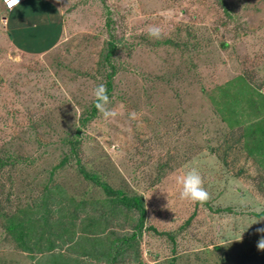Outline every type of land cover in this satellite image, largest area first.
Listing matches in <instances>:
<instances>
[{"label": "rangeland", "instance_id": "obj_1", "mask_svg": "<svg viewBox=\"0 0 264 264\" xmlns=\"http://www.w3.org/2000/svg\"><path fill=\"white\" fill-rule=\"evenodd\" d=\"M56 1L0 44V264H264V0Z\"/></svg>", "mask_w": 264, "mask_h": 264}, {"label": "crops", "instance_id": "obj_2", "mask_svg": "<svg viewBox=\"0 0 264 264\" xmlns=\"http://www.w3.org/2000/svg\"><path fill=\"white\" fill-rule=\"evenodd\" d=\"M62 14L56 0H23L9 13H4L0 8V44L4 43L8 47L10 41L5 38V34L7 36L10 33L14 41L18 42V47L25 52L30 51L28 55L43 54L46 52L45 45L57 38L58 20H61ZM2 18L4 22L1 24ZM37 37L39 41L35 40Z\"/></svg>", "mask_w": 264, "mask_h": 264}, {"label": "trees", "instance_id": "obj_3", "mask_svg": "<svg viewBox=\"0 0 264 264\" xmlns=\"http://www.w3.org/2000/svg\"><path fill=\"white\" fill-rule=\"evenodd\" d=\"M111 49H112V46L109 45V52H111ZM260 104H262V102ZM253 108L255 110H258V111L262 110V111H260L253 119L245 123L244 129H245V137H247L246 139H250L252 135L257 132L264 134V109L259 104L253 105ZM101 186H102L101 188H102L104 195L111 197V194L115 193L109 187L105 185H101ZM115 194L117 195L116 199L114 200L116 206L122 207L127 210H134L138 213L139 219L136 225V229H139L141 219L143 217V209L140 203V198L135 197V196L127 197V196L120 195L118 193H115ZM10 228L16 229V226L10 225Z\"/></svg>", "mask_w": 264, "mask_h": 264}, {"label": "built area", "instance_id": "obj_4", "mask_svg": "<svg viewBox=\"0 0 264 264\" xmlns=\"http://www.w3.org/2000/svg\"><path fill=\"white\" fill-rule=\"evenodd\" d=\"M21 2L22 0H0V5L4 11H11L19 6Z\"/></svg>", "mask_w": 264, "mask_h": 264}, {"label": "clouds", "instance_id": "obj_5", "mask_svg": "<svg viewBox=\"0 0 264 264\" xmlns=\"http://www.w3.org/2000/svg\"><path fill=\"white\" fill-rule=\"evenodd\" d=\"M22 1H23V0H22ZM21 3H22V2H21ZM21 3H20V4H21ZM17 7H18V6H17ZM0 8L3 10V8L1 7V5H0ZM14 9H15V8H14ZM11 11H12V10H11ZM11 11H4V10H3L4 13H9V12H11ZM2 19L4 20V18H2Z\"/></svg>", "mask_w": 264, "mask_h": 264}]
</instances>
